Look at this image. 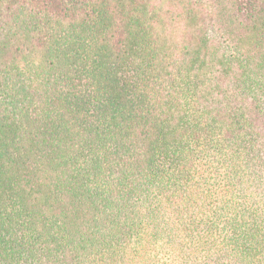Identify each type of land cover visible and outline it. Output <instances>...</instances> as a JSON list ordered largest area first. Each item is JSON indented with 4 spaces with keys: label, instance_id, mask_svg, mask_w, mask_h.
I'll return each instance as SVG.
<instances>
[{
    "label": "trees",
    "instance_id": "obj_1",
    "mask_svg": "<svg viewBox=\"0 0 264 264\" xmlns=\"http://www.w3.org/2000/svg\"><path fill=\"white\" fill-rule=\"evenodd\" d=\"M0 264H264V0H0Z\"/></svg>",
    "mask_w": 264,
    "mask_h": 264
}]
</instances>
